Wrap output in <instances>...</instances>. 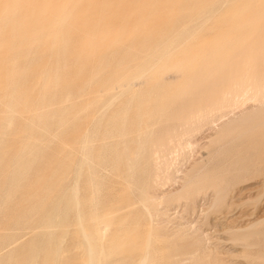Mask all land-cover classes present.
I'll return each instance as SVG.
<instances>
[{
	"label": "rangeland",
	"instance_id": "rangeland-1",
	"mask_svg": "<svg viewBox=\"0 0 264 264\" xmlns=\"http://www.w3.org/2000/svg\"><path fill=\"white\" fill-rule=\"evenodd\" d=\"M261 49L264 0H0V264H264V112L202 126L162 188L132 132L137 98Z\"/></svg>",
	"mask_w": 264,
	"mask_h": 264
},
{
	"label": "bare ground",
	"instance_id": "bare-ground-1",
	"mask_svg": "<svg viewBox=\"0 0 264 264\" xmlns=\"http://www.w3.org/2000/svg\"><path fill=\"white\" fill-rule=\"evenodd\" d=\"M261 50L260 52H257V53H249L248 58L246 59L245 65L239 66L237 69H234L233 66L225 67V65L222 64L223 61H221L217 63L216 66L213 67L212 69L211 68L207 69L208 71L206 72H201L197 74L196 76L187 77L185 81L182 83V87L179 88L177 91L173 92L172 94H169L168 92V89L170 88V85H171L170 82H168V83L162 84V87L161 88L159 87L157 92L155 93L151 92L150 94L146 95V97L137 98L136 127L135 129L132 130V132L136 133V136L134 138L136 145L133 148V150L136 156H139L140 154L144 152L148 154L146 156V160L153 163L152 170L154 171V174L151 177L152 178L151 182L153 184L160 185L161 188L164 185L166 187L167 184H170L171 182L174 183L175 182L174 180H176V177L178 178L180 176H183V175L179 176L178 175L179 173H177L180 169L178 168V165H179L178 163L179 162L181 163V160H183L186 157L187 150L190 149V147L194 144V143L191 144L192 141L190 140V137L197 130H199L202 126H206V125L211 126L217 120H222L223 117L225 118L227 116L226 118H228V115H231V112L234 110L233 106L235 104L240 103V102L243 104L247 102L251 103L250 108L248 107L250 109L249 113L246 114L245 116L240 115L241 114L240 113L239 119H242L245 122H247V124L252 128L256 127L260 123L262 116H263L262 113L264 112V50L263 49ZM170 69L171 67L169 68V70ZM217 70L219 71V73H216V74L214 73V75L209 76L211 72H217ZM201 79L205 80V82L207 83L200 84L199 80ZM190 80H192L193 82H191ZM185 88H187V90L184 92L183 90ZM199 90L201 92L207 93V97L205 99L203 100L194 99L191 104L183 103L184 98H188L190 94L195 95L199 93ZM233 114L234 112L232 113V115ZM144 116H147V121L145 124L142 122L143 120L142 117ZM163 122L165 123L170 122L171 126L167 127V130H166L167 132L165 136H163L160 139L155 138L154 135L151 134L150 130L142 131V129L150 128L155 125H159ZM215 127L217 126L215 125ZM215 127L213 129H215ZM209 130H210V127H209ZM195 134L199 135L200 132H197ZM193 147L195 148V146ZM83 158H85V160L89 159L88 155L85 153L83 154ZM134 159L136 158L134 157L128 158L129 161H134ZM183 163L184 162H182L181 164L184 166ZM181 164L180 166H182ZM179 172L182 173L181 171ZM180 182H177V183H180ZM173 183L171 184L175 185L176 182L174 184ZM180 185H182V182ZM188 186L190 187V185ZM188 186L187 188H189ZM183 187L185 188L184 185ZM157 190H160V189H157ZM177 190H176V193H177ZM171 192L167 194H169L170 196ZM173 193H175V191ZM157 194L159 196L158 192ZM158 196L155 198L159 199V197L161 198L163 195L159 197ZM166 196L167 195L164 194V197ZM149 198L151 199L153 198V196L150 195ZM145 209L147 208L145 207ZM78 217H79V214H78ZM80 226L85 232V228H83L82 225ZM103 228H106V225H103ZM83 230H82V234H83ZM84 237H86V234H84ZM200 250H202V248ZM87 253L89 256V261L93 263L94 250L90 243H88L87 245ZM146 257L147 255L144 258H142L138 264H144V262L146 261L145 260ZM90 262H88V264ZM128 264H134V262L130 261Z\"/></svg>",
	"mask_w": 264,
	"mask_h": 264
}]
</instances>
